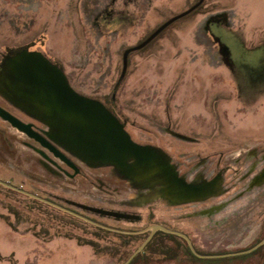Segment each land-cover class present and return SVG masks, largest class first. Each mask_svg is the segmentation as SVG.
I'll use <instances>...</instances> for the list:
<instances>
[{"label": "rangeland", "instance_id": "obj_1", "mask_svg": "<svg viewBox=\"0 0 264 264\" xmlns=\"http://www.w3.org/2000/svg\"><path fill=\"white\" fill-rule=\"evenodd\" d=\"M185 12L130 51L122 75L123 52ZM25 45L133 142L161 149L184 182L222 180L210 199L172 205L151 183L55 146L74 174L0 119V181L108 228L0 185V264H121L149 231L132 233L154 224L184 233L203 255L257 242L264 213L251 204L248 172L251 149L264 148V95L255 102L250 87L264 75V0H0V53ZM153 241L135 264H264V244L195 259L177 236Z\"/></svg>", "mask_w": 264, "mask_h": 264}, {"label": "water", "instance_id": "obj_2", "mask_svg": "<svg viewBox=\"0 0 264 264\" xmlns=\"http://www.w3.org/2000/svg\"><path fill=\"white\" fill-rule=\"evenodd\" d=\"M188 12V11H187ZM184 14L175 16L162 24L149 37L136 47L129 48L122 55V75L126 68V58L130 51L140 49L156 36L170 22ZM226 57L229 56L225 47H220ZM8 83L9 89L0 90V94L11 103L18 105L30 117L44 124L48 130L45 136L32 129L31 125L24 124L0 108V119L7 122L12 128L24 134L46 149L53 157L78 173L76 166L70 162L55 146L77 157L91 166H111L121 171L127 178L140 183H153L158 180L169 182L181 196L180 202H191L208 197L216 190H212L209 183L193 186L183 181L168 163V158L160 149L139 145L133 142L124 129V124L105 106L97 100L76 93L68 84L62 71L52 64L41 53L22 52L9 59L0 73V83ZM13 84V86H12ZM16 84V86H14ZM128 161H130L128 163ZM0 185L18 192L31 199L44 203L62 212L70 214L95 226H100L62 206L45 200L39 196L26 192L0 181ZM202 197V198H201ZM109 215H112L109 213ZM149 231L143 242L121 264H128L148 243L154 233L160 231L182 239L189 251L198 258L231 257L250 253L264 244V238L253 246L237 252L221 255L199 254L193 247L190 239L182 232L166 228L159 224L132 234Z\"/></svg>", "mask_w": 264, "mask_h": 264}, {"label": "flooded vegetation", "instance_id": "obj_3", "mask_svg": "<svg viewBox=\"0 0 264 264\" xmlns=\"http://www.w3.org/2000/svg\"><path fill=\"white\" fill-rule=\"evenodd\" d=\"M219 41H221V38L219 39ZM32 51L33 50L31 49V46H27V45L15 47L12 49L4 47L3 52L0 53V73L2 72L4 65L9 59L15 57L19 53L32 52ZM225 61L226 63L229 64V59L226 58ZM252 83L253 85L252 87H250V90H251V94L254 95L253 98L255 99V102H256V100H258L257 98H260L261 95H264V75H261V77H259L257 80L254 79ZM14 86H16V84ZM9 88L10 86L8 85V83L6 84H4L3 82L0 83V90H6ZM0 108L6 111L7 113H9L11 116L16 118L20 122L31 125L33 130L38 132L40 135L46 137L45 132L48 130V128L44 124L30 117L27 113L21 110L20 107H18V105L11 103L1 94H0ZM250 154H251L250 157L252 159V162H251L249 172H248V176H249L248 188H249V193H250V198H251V204L254 208V211H257L259 207L263 206L261 212L264 213V148L258 150L257 147H255L251 149ZM221 180H222V175L220 173H217L213 177L208 178V179H205V178L192 179L191 181H188V182L192 184L193 186L206 185V183H209L211 190L213 188V184L216 183L217 184L216 190H217L218 185ZM141 184H146V183L143 182ZM148 188H151L152 192L154 191L158 192L159 199L167 201L168 203L172 205L180 202L181 196L178 195L177 193H174L175 191H172L175 189L173 188V185H171L169 182H161V181L156 180L153 183H151V187H148ZM151 190L147 191L148 193H146L145 195H148ZM216 190H212L208 192V194L211 193V195H209L208 197H205V198L203 197V199L191 201L190 203H198V202L206 201L216 194ZM263 238H264V229H263V234L260 235V237L257 239V242H259Z\"/></svg>", "mask_w": 264, "mask_h": 264}, {"label": "trees", "instance_id": "obj_4", "mask_svg": "<svg viewBox=\"0 0 264 264\" xmlns=\"http://www.w3.org/2000/svg\"><path fill=\"white\" fill-rule=\"evenodd\" d=\"M34 202H36V201H34ZM38 203V202H37ZM39 204H41V203H39ZM157 236H161V237H166V238H175V236L174 235H170V234H166V233H163V232H160V231H158V232H156L154 235H153V237L151 238V240L144 246V248L139 252V253H137L131 260H130V262L128 263V264H135L137 261H139V260H145V258L147 257V254L146 253H148L149 252V250H151V246H152V244H153V239L154 238H156ZM182 242L185 244V242L182 240ZM125 244H128V242L127 243H125ZM185 248H186V251H187V253H188V255L190 256V257H192V258H195V259H199V258H197V257H195L190 251H189V249H188V247L186 246V244H185Z\"/></svg>", "mask_w": 264, "mask_h": 264}]
</instances>
